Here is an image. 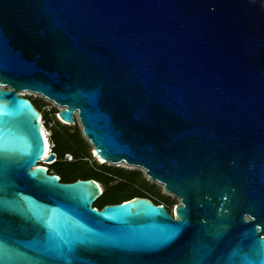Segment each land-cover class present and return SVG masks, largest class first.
Masks as SVG:
<instances>
[{
	"label": "water",
	"instance_id": "obj_1",
	"mask_svg": "<svg viewBox=\"0 0 264 264\" xmlns=\"http://www.w3.org/2000/svg\"><path fill=\"white\" fill-rule=\"evenodd\" d=\"M28 91L176 218L40 165ZM0 241V264H264V0H0Z\"/></svg>",
	"mask_w": 264,
	"mask_h": 264
},
{
	"label": "rangeland",
	"instance_id": "obj_2",
	"mask_svg": "<svg viewBox=\"0 0 264 264\" xmlns=\"http://www.w3.org/2000/svg\"><path fill=\"white\" fill-rule=\"evenodd\" d=\"M29 92V91H28ZM34 93V92H33ZM37 94V93H35ZM28 97H30L32 99V101L34 102V104L41 110L42 115L44 116V121H45V126L47 129V134H48V138L50 139V143L52 144L53 141V134L55 132H59L57 133V139L59 140V142H61V144L65 145L66 142L68 141L70 143V137L67 136V132L68 129L71 131H76L80 138L83 141V148H81V152H80V156H83L84 158H88L85 160H76L74 162H66L64 160H66L67 158V153L64 154L63 158L57 162V164L54 166V169L59 172L63 177H71V176H83V177H95L100 181H104V180H109L110 178L107 177L105 171H110L112 173H118V169L123 170V171H140L143 174V178H144V182L145 184L148 185V187H144L145 189L153 192L155 189V192L152 193V197L156 200H162V199H166V198H170V204L172 206V208L175 207V205L179 202V200L177 198H174L173 196H169L167 194L164 193L163 191V186L159 184V182H153L148 180V178L145 177L144 172H142L139 169H130V168H126L125 165L126 163H99L93 156H92V146L90 145V143L88 142V140L83 136L82 134V130H81V125L79 124V122H76L74 124H64L62 122H59L57 120V111L59 110L53 103L51 102H47L46 100H44L42 97L40 96H33V95H27ZM62 135H61V134ZM64 138V139H63ZM123 164V165H121ZM50 165V164H49ZM48 165V166H49ZM53 166L50 167V169L53 170ZM105 173V175H103L102 173ZM136 175V174H134ZM128 180H130L131 182L135 183V184H140L137 179L135 178H129L127 177ZM104 186V184H103ZM111 184L108 186L110 187ZM149 186H153V188L149 187ZM105 187V186H104ZM134 190V188L126 183H122L120 185V187H112V188H108L107 190V194L105 195V198L112 195V194H118V195H127L129 193H131ZM96 204L98 203V201L95 202Z\"/></svg>",
	"mask_w": 264,
	"mask_h": 264
},
{
	"label": "trees",
	"instance_id": "obj_3",
	"mask_svg": "<svg viewBox=\"0 0 264 264\" xmlns=\"http://www.w3.org/2000/svg\"><path fill=\"white\" fill-rule=\"evenodd\" d=\"M36 108L41 112L39 106L38 107L36 106ZM41 114H42V112H41ZM42 119L44 120V116L43 115H42ZM44 125H45V121H44ZM57 133H59V132H55L53 134V141H52V143L54 144L53 152L56 154L57 158L55 159L54 162H52L48 166L49 171L59 175L61 177V181L62 182H72V181L77 180L79 178H87V177H83V176L63 177L59 172H57L54 169V166L57 164V162H59L63 158L65 153H67V154L73 153L77 159L81 158L82 156H80V152H81V148H83V141L80 138L78 133H76L75 135H71L69 132H67L66 133L67 136L70 137V143L68 141H65L66 142L65 145H63V144H61V142H59V140L57 139ZM76 160H73V161L64 160V161H66V162H74ZM52 166H53V170L50 169V167H52ZM100 173H102L103 175H105V173H106V175L108 176V174H110L111 172L110 171H105V173H103V172H100ZM118 174L119 175H123L124 178H125V182L124 183L131 185L134 188V190L131 193L127 194V195L112 194V195L106 197L109 201L111 200V201H116V202H119V201L122 202V201L128 200V199H130V198H132L134 196H141V197H147L149 199H154L152 197V193L155 192V189H154L153 186H149V187L154 189V191L151 192V191H149V190L144 188V187H148V185L143 183L144 182V178L142 180H140V178L138 176V174H140L142 176V173L140 171H132V172H130V171H123V170L118 169ZM134 174H136V175H134ZM127 177L137 179L138 181H140L139 182L140 184H135V183L131 182L130 180L127 179ZM91 178H93L94 180L99 182V180L97 178H95V177H91ZM106 183H109V181L107 180ZM112 187H115V186H110L108 188H112ZM117 187H120V185L117 186ZM108 188H107V190H108ZM107 190L103 193L104 195L107 194ZM154 201L157 202L158 204H162V200L154 199Z\"/></svg>",
	"mask_w": 264,
	"mask_h": 264
},
{
	"label": "flooded vegetation",
	"instance_id": "obj_4",
	"mask_svg": "<svg viewBox=\"0 0 264 264\" xmlns=\"http://www.w3.org/2000/svg\"><path fill=\"white\" fill-rule=\"evenodd\" d=\"M31 101H32V99H31ZM33 102V101H32ZM59 122H62V121H59ZM68 132L71 134V135H75L77 132L76 131H71V130H69L68 129ZM71 155H72V157H73V160H76L77 158L75 157V155L73 154V153H71ZM56 158H57V156H56ZM55 158V159H56ZM79 159H81V160H85V159H88V158H84L83 156L81 157V158H78L77 160H79ZM138 176H139V178H140V180H142L143 179V174H142V176L140 175V174H138ZM107 177H109L110 179L108 180L109 181V183H106V181L104 180V181H100L99 180V184H100V186H101V188H102V196L97 200L98 201V203L96 204V203H93V207H97L98 209H101L105 204H115V203H119V202H121V201H119V202H116V201H109L107 198H105V195L103 194L106 190H107V188H108V186L111 184V186H115V187H117V186H119V185H121L122 183H124L125 182V178H124V176L123 175H119L118 173H110V174H108V176ZM146 177V176H145ZM87 178H91V177H87ZM87 178H82V179H87ZM147 178V177H146ZM60 180H61V177H60ZM103 184H104V186H103ZM163 191H164V188H163ZM164 193H165V191H164ZM165 194H167V193H165ZM171 194V193H170ZM167 195H169V194H167ZM170 196V195H169ZM172 196V195H171ZM141 197V196H140ZM155 204H158L157 202H155L154 201V199H151ZM178 200H179V198H178ZM171 202H170V198L168 197V198H166V199H162V205L165 207V209L167 210V212H168V214L170 215V216H172L173 218H176L175 217V213H174V208H172V206H171V204H170Z\"/></svg>",
	"mask_w": 264,
	"mask_h": 264
},
{
	"label": "bare ground",
	"instance_id": "obj_5",
	"mask_svg": "<svg viewBox=\"0 0 264 264\" xmlns=\"http://www.w3.org/2000/svg\"><path fill=\"white\" fill-rule=\"evenodd\" d=\"M21 95H23V96H27V95L40 96V97H42L44 100H46L47 102H51V103H53L58 109H61V107H60L59 105H57V104L54 103L53 101H51V100L45 98L44 96H42V95H40V94H35V93H33V92H21ZM57 112H58V111H57ZM63 123H65V122L63 121ZM65 124L70 125V124H72V123H65ZM79 124H80V123H79ZM43 132H44L45 143H46V150H45V158H44V159H47V158L50 156V152H49V151H50L51 143H50V139L48 138L47 129H46V126H45V125H43ZM92 151H93V149H92ZM94 156L97 157L99 163H107V162L103 161L102 159H100V158L96 155L95 152H94ZM42 162L45 163V164H46V163L49 164V163H51L52 161L43 160ZM40 165H41V164H40ZM121 165H123V164H121ZM123 166H125L126 168H130V169H140V168H137V167H134V166H129V165H127V164H125V165H123ZM140 170L143 171V172L145 173L144 170H142V169H140ZM148 180L153 181V180H151L150 178H148ZM153 182H157V181H153ZM159 184L162 185L161 183H159ZM165 193H167V192H165ZM167 194L172 195L174 198H177V199H178V197L174 196L173 194H170V193H167Z\"/></svg>",
	"mask_w": 264,
	"mask_h": 264
},
{
	"label": "built area",
	"instance_id": "obj_6",
	"mask_svg": "<svg viewBox=\"0 0 264 264\" xmlns=\"http://www.w3.org/2000/svg\"><path fill=\"white\" fill-rule=\"evenodd\" d=\"M21 94V93H20ZM75 116H76V114H75ZM41 120H42V123H43V125H44V120L42 119V115H41ZM63 122V121H62ZM53 147H54V144L52 143L51 144V147H50V154H54L55 156H54V159L56 158V154L53 152ZM67 159L66 160H68V161H73V157H72V155L71 154H67V157H66ZM39 164H41V165H47V163L45 164V163H43L42 161L41 162H39ZM49 171V170H48ZM50 172V171H49ZM52 173V172H51Z\"/></svg>",
	"mask_w": 264,
	"mask_h": 264
},
{
	"label": "snow or ice",
	"instance_id": "obj_7",
	"mask_svg": "<svg viewBox=\"0 0 264 264\" xmlns=\"http://www.w3.org/2000/svg\"><path fill=\"white\" fill-rule=\"evenodd\" d=\"M0 243H2V241H0Z\"/></svg>",
	"mask_w": 264,
	"mask_h": 264
}]
</instances>
